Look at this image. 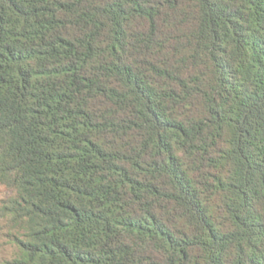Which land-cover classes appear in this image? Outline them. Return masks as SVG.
<instances>
[{
	"label": "trees",
	"instance_id": "16d2710c",
	"mask_svg": "<svg viewBox=\"0 0 264 264\" xmlns=\"http://www.w3.org/2000/svg\"><path fill=\"white\" fill-rule=\"evenodd\" d=\"M0 264H264V0H0Z\"/></svg>",
	"mask_w": 264,
	"mask_h": 264
}]
</instances>
